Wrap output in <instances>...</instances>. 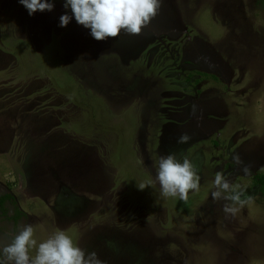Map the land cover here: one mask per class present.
<instances>
[{"label": "rangeland", "instance_id": "1", "mask_svg": "<svg viewBox=\"0 0 264 264\" xmlns=\"http://www.w3.org/2000/svg\"><path fill=\"white\" fill-rule=\"evenodd\" d=\"M54 2L0 0V250L31 224L105 264H264L262 0H163L141 34L105 41L60 27ZM169 154L198 169L187 201L155 181ZM218 172L253 198L235 217L212 199Z\"/></svg>", "mask_w": 264, "mask_h": 264}, {"label": "clouds", "instance_id": "2", "mask_svg": "<svg viewBox=\"0 0 264 264\" xmlns=\"http://www.w3.org/2000/svg\"><path fill=\"white\" fill-rule=\"evenodd\" d=\"M28 14L36 12H51L54 10V0H19ZM163 0H65L63 7L70 9L60 16L59 26L66 27L73 19L78 25L90 29L91 36L97 41L116 38L123 31L130 35H139L147 27L162 8ZM191 137L184 133L178 138V143H188ZM240 163L239 157H235ZM248 174L250 169H243ZM200 176L197 167L188 159L181 161L176 154L162 156L159 159L155 181L161 189V195L179 197L187 201L190 191H199ZM153 181L140 183L138 189L144 190ZM211 196L214 201L225 200L224 213L235 217L244 206L251 204L253 198L240 185H234L222 173H217L214 179ZM34 227L31 224L23 226L13 236L11 242L0 250V264H105L96 252H86L79 247L70 235L62 230L54 231L46 240L38 244L34 238ZM35 250V255L32 251Z\"/></svg>", "mask_w": 264, "mask_h": 264}, {"label": "trees", "instance_id": "3", "mask_svg": "<svg viewBox=\"0 0 264 264\" xmlns=\"http://www.w3.org/2000/svg\"><path fill=\"white\" fill-rule=\"evenodd\" d=\"M262 2L264 3V0H262ZM254 184L259 186V190L260 192L264 195V174H260L257 175L255 177L254 180ZM13 199V195L10 193H5L3 195L0 196V211L2 212V214L6 215L7 214V203L8 202H12ZM15 222H17L20 219V213L18 210H16L15 215H13V217H11Z\"/></svg>", "mask_w": 264, "mask_h": 264}, {"label": "crops", "instance_id": "4", "mask_svg": "<svg viewBox=\"0 0 264 264\" xmlns=\"http://www.w3.org/2000/svg\"><path fill=\"white\" fill-rule=\"evenodd\" d=\"M11 194V193H10ZM1 196V195H0Z\"/></svg>", "mask_w": 264, "mask_h": 264}]
</instances>
